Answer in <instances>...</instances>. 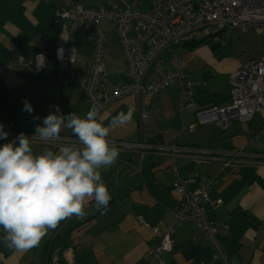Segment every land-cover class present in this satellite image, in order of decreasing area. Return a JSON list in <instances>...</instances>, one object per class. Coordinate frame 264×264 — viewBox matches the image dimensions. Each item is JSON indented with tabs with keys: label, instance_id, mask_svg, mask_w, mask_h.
<instances>
[{
	"label": "crops",
	"instance_id": "crops-1",
	"mask_svg": "<svg viewBox=\"0 0 264 264\" xmlns=\"http://www.w3.org/2000/svg\"><path fill=\"white\" fill-rule=\"evenodd\" d=\"M74 1L95 7L125 6L120 4L123 0ZM141 1L142 8H149V0ZM56 3V0H0V76L10 90L8 104L0 109V121L5 129L35 132L36 125L42 124L43 118L55 111L49 107V100L65 107L66 115L75 112L84 116L90 108L82 86L59 84L55 49L62 44L73 45L76 49L73 69L87 73L91 67L94 42L86 44L88 42L84 41L88 32L86 24L76 29L73 41L68 39L64 33L65 22L56 18ZM108 21L102 23L106 38L108 25L114 23L118 28L116 22ZM208 42L212 41L202 42L203 45L195 46V50L201 51L206 63L225 73L226 83L208 89L202 81L200 84L193 82L196 108L228 103L231 74L246 62L242 57L216 59L205 44ZM37 50L45 53L44 68L36 76L21 75L19 56H31ZM104 59L107 73L103 81L106 89L112 90L128 79L125 52H121V61L114 57L107 61L104 50ZM183 63L182 60L178 67L189 78L195 69L199 70L195 66L182 69ZM176 68L177 65L170 69ZM177 94L178 88L173 84L153 101L144 99L139 102L132 94L114 100L100 116L105 123L119 112L126 113L130 106L134 107L136 116L133 113L132 122L114 130L109 138L177 142L227 150L243 148L246 156L228 162L230 158L221 155L198 160L184 154L176 157V163L183 178L213 179L210 195L223 201L216 207L208 205V216L215 222L228 224V232L221 238L222 250L235 264H264V141L255 144L264 134L252 141L254 130L264 126V109L255 113L250 121L235 120L240 124L233 121L223 129L216 122L199 124L194 109L178 110ZM25 99L33 106L31 114L22 110ZM138 108L148 112V118L142 122L136 113ZM36 116L39 119H34ZM191 124H194L193 129H183ZM61 133L72 135L68 129ZM6 142L0 141V145ZM32 146L37 153L45 147L55 150L54 145L47 142L34 141ZM132 155L130 151H119L116 164L102 173L111 196L104 215L91 212L83 220L74 216L63 221L56 230H49L38 246L27 251L8 249L0 240V264H43L47 242H50L53 255L59 256L65 264H159L154 258V250L161 237L153 233L152 225H159L162 229L174 228L173 249L163 254L165 264H221L214 259L213 248L202 227L192 221L175 219L174 210L179 197L173 189L174 174L168 167L170 159L161 152L141 154L135 164L140 169L138 172L131 164Z\"/></svg>",
	"mask_w": 264,
	"mask_h": 264
},
{
	"label": "built area",
	"instance_id": "built-area-1",
	"mask_svg": "<svg viewBox=\"0 0 264 264\" xmlns=\"http://www.w3.org/2000/svg\"><path fill=\"white\" fill-rule=\"evenodd\" d=\"M56 18L66 21L64 33L72 39L75 30L81 25L88 26L87 37L95 42L90 71H74L76 49L73 45L57 46L55 53L58 62V80L62 85L77 84L83 87L84 94L90 107L96 104L100 109V116L106 107L116 99L132 94L139 102L153 101L162 91L176 85L178 94L176 106L179 110L194 109L199 124L216 122L225 129L235 121H250L254 114L264 109V0H149V8L141 7V0H133L131 4L120 7L117 4L109 7L85 6L74 0H56ZM111 20L117 23L122 39L128 79L119 83L112 90H107L103 81L107 73L104 59V42L106 31L102 23ZM215 24L219 30L227 27L248 30L259 27L263 36V50L257 58H251L233 71L230 77V95L228 103L224 105H206L196 108L193 93V82L186 72L178 66L182 60L174 51L176 69H167L161 57L162 52L176 45L187 43L197 37L199 30ZM212 32H208V36ZM206 35V36H207ZM212 39L214 37L211 36ZM21 71L29 68L37 74L45 66L44 51L37 52L33 57L21 54L18 58ZM43 92L47 95L46 89ZM49 107L59 110V114L66 115V108L50 100ZM136 113L139 121L148 118L145 109L138 108ZM194 124L183 126L184 130L193 129ZM7 140H13L19 133L31 137L35 132L27 130H5ZM264 132V126L254 130L252 141L258 139ZM112 145L119 151H130L132 166L137 158L144 153L161 152L171 160V171L174 174L173 189L179 196V205L174 210L177 221H192L202 227L208 243L213 248V257L221 264H235L221 247V235L228 232L225 222H215L208 216V205L216 207L222 203V198L213 199L210 195L214 181L209 178H183L180 176L176 157L188 154L195 159L202 160L213 156L235 160L246 156L243 148L233 150H215L212 147L179 145L172 143H158L149 140H125L109 138ZM75 140L72 135L60 133V138L50 141L55 149L65 143ZM36 142H43L34 140ZM138 156V157H137ZM136 171L139 168L136 167ZM199 181V182H197ZM196 182V183H195ZM192 184H198L192 187ZM84 217L79 218L83 220ZM154 234L159 235L160 241L154 250V258L159 264H165L163 254L173 249V226L162 229L159 225H152ZM59 256L53 255V261Z\"/></svg>",
	"mask_w": 264,
	"mask_h": 264
},
{
	"label": "clouds",
	"instance_id": "clouds-1",
	"mask_svg": "<svg viewBox=\"0 0 264 264\" xmlns=\"http://www.w3.org/2000/svg\"><path fill=\"white\" fill-rule=\"evenodd\" d=\"M22 110L33 113L29 100L23 101ZM133 113L130 106L105 123L96 104L84 116L75 112L65 116L57 109L36 125L33 136L21 132L0 145V240L6 248L30 250L63 221L107 212L111 196L102 173L119 156L109 137L117 128L129 125ZM63 129L70 130L75 140L55 150L45 147L34 152V140L56 141ZM7 137L0 124V140Z\"/></svg>",
	"mask_w": 264,
	"mask_h": 264
},
{
	"label": "rangeland",
	"instance_id": "rangeland-1",
	"mask_svg": "<svg viewBox=\"0 0 264 264\" xmlns=\"http://www.w3.org/2000/svg\"><path fill=\"white\" fill-rule=\"evenodd\" d=\"M130 3L131 0H123L122 2H120L122 6ZM104 22H109V21L105 20ZM113 24L108 25L109 27L108 36L104 42L105 58L108 61V58L110 59V57H114V59H118L119 61H121V52L122 54H124L123 45L121 41L122 39L120 37L118 28ZM103 25L104 27H106V24ZM218 30L219 28L217 27V25L210 24L205 29L199 30L197 37L202 38L203 36H206L208 32L213 33V32H217ZM73 40L74 38L71 39L70 41ZM84 41L88 42L86 44L92 43V40L90 41L88 37L87 39H84ZM214 43H219V46L217 48H213ZM205 44L209 46L211 52L214 53V57L216 59H219L220 57H224V56L230 57L232 59L237 57L239 58L242 57L243 60L244 61L246 60L247 62L250 58L258 57L262 52L263 36L261 35L259 27H250L248 30H243L241 28H235V27H227L226 29H224V31L221 34L215 37L212 42H208ZM181 45L182 44L176 45L173 48H168L162 53V58L164 60L165 67L167 69L176 67L175 64L176 59L174 57V51H176L178 58L184 61L182 69L192 68V66H195L199 69V70L195 69L193 73H191L190 80L192 82L200 84V82L202 81L205 84V87L207 88L209 87L208 89L210 88L216 89V87L219 88L222 85H225L226 83L225 73L224 72L222 73L219 70H217L214 66L211 65V63L208 62L206 63L201 51L199 52L195 50L196 47L189 48ZM199 45H203V44H199ZM107 78L109 79L110 76H108ZM59 84L63 86L60 82ZM220 105H224V103ZM234 123L240 124L239 121H235ZM245 124H247V122ZM225 131L226 130H223V132ZM263 134L264 132L261 133V136ZM263 141H264V137L257 140L255 144L260 145ZM212 149L227 150L228 148L223 149V148L212 147Z\"/></svg>",
	"mask_w": 264,
	"mask_h": 264
},
{
	"label": "trees",
	"instance_id": "trees-1",
	"mask_svg": "<svg viewBox=\"0 0 264 264\" xmlns=\"http://www.w3.org/2000/svg\"><path fill=\"white\" fill-rule=\"evenodd\" d=\"M76 2H79V1H76ZM85 5V4H84ZM85 6H87V5H85ZM60 21H62V20H60ZM65 22V26H66V24H67V22L66 21H64ZM82 25V24H81ZM76 31V30H75ZM224 30H221V32H220V34L223 32ZM206 36L205 37H202V38H198V37H195L192 41H190V42H187V43H183L182 45H184V46H187V47H189V48H194L195 46H198L199 44H201L202 42H204V41H206ZM94 46H95V42H94ZM57 48V47H56ZM56 50V49H55ZM93 50H94V48H93ZM39 51H42V50H37L36 52H35V54L37 53V52H39ZM35 54H33V55H31L32 57L35 55ZM24 55H26V56H28V54H24ZM92 55H93V53H92ZM30 57V56H29ZM18 67H19V72H20V74L21 75H25V76H36L37 74H34V73H32L31 72V70L29 69V68H24L22 71H21V68H20V66H19V64H18ZM40 72V71H39ZM41 88H43V86L41 85ZM43 90V89H42ZM9 93H10V90H9V88H8V86L6 85V83H5V81L3 80V78L0 76V109L2 108V107H4L5 105H7L8 104V100H9ZM48 96V95H47ZM50 101V100H49ZM210 105H218V104H216V103H213V104H210ZM179 110V109H178ZM0 124H2V122L0 121ZM3 125V124H2ZM3 128H4V126H3ZM4 130H10V129H5L4 128ZM14 130V129H13ZM19 130H25V129H19ZM28 131V130H27ZM0 141H3V140H0ZM9 141H11V140H9ZM172 143V142H171ZM176 144H179V145H186V144H182V143H177V142H175ZM168 157V156H167ZM169 158V157H168ZM170 159V158H169ZM170 161H171V163H172V160L170 159ZM171 163L169 164V168H171L170 166H171ZM139 171H140V169H139ZM138 171V172H139ZM198 184H194L192 187H196ZM178 196V195H177ZM179 197V196H178ZM180 199V198H179ZM179 205V204H178ZM225 223H227V222H225ZM228 225V224H227ZM227 234V233H226ZM223 235H225V234H223ZM223 235H221L220 237L222 238V236ZM221 241V240H220ZM220 244H221V242H220ZM228 255V254H227ZM229 256V255H228ZM44 257H45V263H43V264H65V261L63 260V259H61L60 257L58 258V260H56V261H53V249H52V247H50V242H47L46 244H45V246H44Z\"/></svg>",
	"mask_w": 264,
	"mask_h": 264
},
{
	"label": "water",
	"instance_id": "water-1",
	"mask_svg": "<svg viewBox=\"0 0 264 264\" xmlns=\"http://www.w3.org/2000/svg\"><path fill=\"white\" fill-rule=\"evenodd\" d=\"M220 32H221V30H218L217 32H213V33H211V36L215 38L220 34ZM218 46H219V44H215V45H213V48H217Z\"/></svg>",
	"mask_w": 264,
	"mask_h": 264
},
{
	"label": "flooded vegetation",
	"instance_id": "flooded-vegetation-1",
	"mask_svg": "<svg viewBox=\"0 0 264 264\" xmlns=\"http://www.w3.org/2000/svg\"><path fill=\"white\" fill-rule=\"evenodd\" d=\"M206 37H207L206 41H213V39L211 38V35H209V36L207 35Z\"/></svg>",
	"mask_w": 264,
	"mask_h": 264
}]
</instances>
